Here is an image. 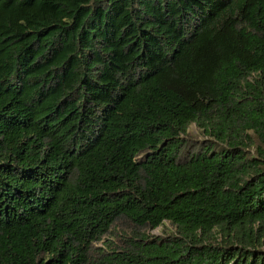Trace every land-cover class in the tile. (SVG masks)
<instances>
[{
	"label": "trees",
	"instance_id": "16d2710c",
	"mask_svg": "<svg viewBox=\"0 0 264 264\" xmlns=\"http://www.w3.org/2000/svg\"><path fill=\"white\" fill-rule=\"evenodd\" d=\"M0 264H264V0H0Z\"/></svg>",
	"mask_w": 264,
	"mask_h": 264
},
{
	"label": "rangeland",
	"instance_id": "374dc122",
	"mask_svg": "<svg viewBox=\"0 0 264 264\" xmlns=\"http://www.w3.org/2000/svg\"><path fill=\"white\" fill-rule=\"evenodd\" d=\"M189 137L190 139H192L193 141H205L207 140L208 138L204 137L202 135V132L195 126V125H192L190 128H189ZM253 152V151H251ZM121 226L118 225L117 226V231L119 233H121ZM174 227L171 226L170 224L168 223H165L163 226L161 227H158L156 228L155 230H152V231H148V234L151 235V236H161V235H169L170 233H174Z\"/></svg>",
	"mask_w": 264,
	"mask_h": 264
}]
</instances>
